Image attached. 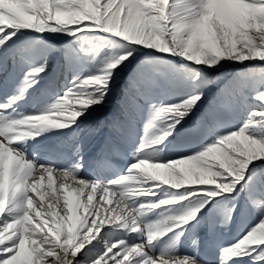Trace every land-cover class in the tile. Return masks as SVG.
Returning a JSON list of instances; mask_svg holds the SVG:
<instances>
[{"label":"snow or ice","instance_id":"snow-or-ice-1","mask_svg":"<svg viewBox=\"0 0 264 264\" xmlns=\"http://www.w3.org/2000/svg\"><path fill=\"white\" fill-rule=\"evenodd\" d=\"M0 264H264V0H0Z\"/></svg>","mask_w":264,"mask_h":264},{"label":"rangeland","instance_id":"rangeland-1","mask_svg":"<svg viewBox=\"0 0 264 264\" xmlns=\"http://www.w3.org/2000/svg\"><path fill=\"white\" fill-rule=\"evenodd\" d=\"M122 88V86H121ZM121 96V90L118 89L114 95L111 96L109 99L107 105L103 109H98L94 114L87 115L85 117V123L86 124H95L98 122V120L102 118H106L111 116L112 114L116 113L119 109V101ZM29 106H25V108H28ZM147 120H143L138 122L135 130V134L133 135L132 139H137L139 136H142L145 132V126H146ZM59 132H63L66 134V130H58ZM87 135V133H85ZM55 137V138H54ZM63 139V136H57L54 133H45L41 137H37L36 141L30 142L31 148H43L46 146H54L57 143H59L60 140ZM83 154L85 155L86 159L91 163L92 161L93 166L86 167L85 171L92 175L93 178H96L98 175H111V169L105 167L102 163V161L97 159V154L100 150V141L99 138H88L85 139L83 144ZM124 149L127 150V152H122L120 157H117L113 160V164L116 167L121 166L122 162L125 160L126 156L130 155V149H128V145H124ZM70 151V150H69ZM40 155H43V153H38ZM126 166V165H125ZM165 193H161V195H164ZM167 194L171 195V192H168ZM240 203L242 204L243 201L241 200ZM205 216L207 217V213H205ZM239 227V221L236 225L230 226L229 229H224L222 225H216L214 229L210 230L209 222L206 220L200 227L199 233L202 236L203 240L205 241V247L203 249L204 253L208 255L209 259H211V255L208 252L207 248V241L209 239V236H214L215 240L217 242H226L233 238L235 235L237 229ZM189 234V238H190ZM188 240H185V246L188 244Z\"/></svg>","mask_w":264,"mask_h":264}]
</instances>
